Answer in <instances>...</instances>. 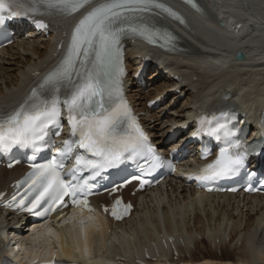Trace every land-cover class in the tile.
Returning <instances> with one entry per match:
<instances>
[{
    "label": "bare ground",
    "instance_id": "6f19581e",
    "mask_svg": "<svg viewBox=\"0 0 264 264\" xmlns=\"http://www.w3.org/2000/svg\"><path fill=\"white\" fill-rule=\"evenodd\" d=\"M163 1L171 3L169 0ZM243 1L245 4L248 2ZM200 3L204 17L212 25H219L220 20L212 10L211 0H200ZM165 22L166 28L176 38L177 46L183 51L160 56L159 65L183 77L182 93L186 97L179 99L175 108L171 104L176 96L156 111L147 110L150 114L145 119V126L151 130L156 141L159 140L156 131L187 120L191 112L206 101L211 106H217L226 99L232 101L243 94L251 103L264 98V18H252L243 23L241 30L240 25H235L230 33H224L227 37L242 33L237 38L239 40L234 50L222 43L223 34L199 29L190 17L185 18L184 28H178L175 22L169 20ZM51 42H41L38 37L26 38L0 54V101L3 106L11 107L18 102L34 82L32 76L54 63L49 48ZM240 51L246 55L243 61L233 58ZM135 65L136 56L130 52L128 67L133 69ZM153 79L150 78L145 91L137 88L131 90L130 97L137 111L147 112V101L175 86L169 79ZM9 174L0 169V191L11 182ZM166 187L167 197L164 195L165 189H162L160 196L144 195L138 201L135 198L137 210L129 221L116 227H101L100 235L91 231L88 253L95 257L92 263L105 264L107 259L115 264H130L137 258L151 264L141 252L150 250L151 242L177 236L179 241L174 243L179 254L177 261L174 260L173 250L160 247L162 264H207L204 261L211 259L236 264H264L262 199L258 196L238 199L230 195L196 194L180 182L176 186L167 184ZM1 226L6 227L0 212V229ZM20 229L24 237L25 229L23 226ZM51 232L48 241L54 248L57 233ZM60 233L67 238L65 242L62 236H58L62 244H66L69 256H76L77 251V254L82 252L80 235L76 230L65 232V229H61Z\"/></svg>",
    "mask_w": 264,
    "mask_h": 264
},
{
    "label": "snow or ice",
    "instance_id": "6c2138e0",
    "mask_svg": "<svg viewBox=\"0 0 264 264\" xmlns=\"http://www.w3.org/2000/svg\"><path fill=\"white\" fill-rule=\"evenodd\" d=\"M92 0H0V21L14 17L65 16L86 8ZM193 7L199 8L196 0H187ZM160 10V11H156ZM183 23V18L160 0H104L83 15L75 26L70 44L60 63L48 73L41 83L10 112L0 114V148H31L34 152L42 146L54 143L49 125L59 126L62 108L67 109L71 125V138L63 142L60 156L75 157L76 166L69 173L76 177L78 172L90 171L99 176L110 168H117L126 160L144 157L149 160V168L141 169L142 175L160 166L162 158L148 143V137L137 124L134 117L128 115L126 102L122 97L120 76L123 74L120 43L122 37L142 38L149 43L164 41L171 45L176 39L166 28L157 27L153 17L160 13ZM37 26L47 28L43 20L36 21ZM221 117L228 116L221 112ZM214 126L210 124V134L219 138L221 130L228 136L232 130L217 117ZM59 135V131L54 133ZM48 137L46 140L45 138ZM264 143V142H262ZM259 145H249L246 141L226 140L218 156L208 163L196 180L215 181L238 176L245 169L248 157L255 153ZM78 149H83L80 153ZM206 158V157H205ZM11 166V165H9ZM63 162L52 158L49 162L33 165L25 181L28 190L38 194L30 202L31 210L37 208L45 197L48 198L43 213L56 210L70 193L72 203L87 206L86 197L91 190L86 185L66 183L59 171ZM249 176L255 173H248ZM132 179L148 183L142 176ZM249 191L257 190L249 187ZM82 192L83 200L75 199ZM14 201L16 197L12 198ZM23 198L18 202L23 204ZM123 208L127 214L131 205H123L117 199L112 215L117 219L122 214L117 208ZM92 209L89 208V211ZM107 211V209H105Z\"/></svg>",
    "mask_w": 264,
    "mask_h": 264
},
{
    "label": "water",
    "instance_id": "95a60500",
    "mask_svg": "<svg viewBox=\"0 0 264 264\" xmlns=\"http://www.w3.org/2000/svg\"><path fill=\"white\" fill-rule=\"evenodd\" d=\"M237 58L238 59H243L244 57L242 55H239Z\"/></svg>",
    "mask_w": 264,
    "mask_h": 264
}]
</instances>
